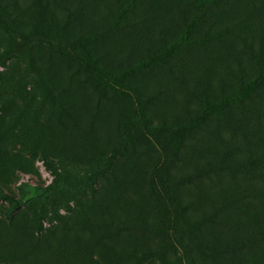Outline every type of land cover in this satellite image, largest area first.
Segmentation results:
<instances>
[{
	"label": "rangeland",
	"instance_id": "rangeland-1",
	"mask_svg": "<svg viewBox=\"0 0 264 264\" xmlns=\"http://www.w3.org/2000/svg\"><path fill=\"white\" fill-rule=\"evenodd\" d=\"M191 1L143 0L130 26L88 42L83 33L117 14L115 0H0L16 29L0 21V189L14 197L0 198V264H264V236L240 237L264 222V184L214 170L220 218L209 219L215 185L181 181L259 149L264 118L251 116L249 140L213 114L205 143L172 144L162 130L203 110L202 91L218 98L253 79V54L264 68V0L211 9L193 36L227 33L169 67L133 70L186 29ZM245 101L264 108V86ZM236 179L245 190L234 197Z\"/></svg>",
	"mask_w": 264,
	"mask_h": 264
},
{
	"label": "trees",
	"instance_id": "trees-1",
	"mask_svg": "<svg viewBox=\"0 0 264 264\" xmlns=\"http://www.w3.org/2000/svg\"><path fill=\"white\" fill-rule=\"evenodd\" d=\"M117 4V14L113 17L110 24L103 27L99 32H86L83 33V37L88 42H95L96 40L108 36L109 33L117 28H123L131 25V21L128 19L136 10H138L143 5V0H115ZM191 5L193 8V13L191 18L186 26V29H183L181 33L176 35L170 43H165L163 50L154 57H150L147 60L139 61L133 68V70H143L145 67L154 64L155 62H160L166 66L167 59L175 55L177 52L182 51L184 48L192 44H201L207 42L211 39L218 37V34H225L229 29H224L218 34H209L206 33L203 37H195L193 34L196 31L197 26L202 23L207 15V13L213 8H219L223 5H228V0H192ZM69 16L65 19L66 23L72 20L71 15L73 12L68 14ZM0 21L7 24V28L10 33L14 32V27L9 22V19L6 16V11L4 10L2 4L0 3ZM14 28V29H13ZM16 30V29H15ZM23 37H29L27 34H23ZM253 64H254V78L248 80L247 82H241L239 88H234L228 94H221L218 98H210L203 91L201 92L200 99L203 101L204 109L195 114H190L187 119L184 121H176L173 124H163L162 130L169 133V141L172 144L177 142H182L184 144H189L191 141H197L205 143V140L210 136L211 132L209 131V126L207 124L208 118L213 114L218 119H221L232 128V134L241 135L242 138L249 140L251 134L253 133V127L250 124L251 116L258 117L259 119L264 118V108L256 106L245 101L246 97L250 93L254 92L259 86H264V68L261 64L259 55H252ZM79 62L85 67V69L95 74L99 77H107L108 72L104 66L100 65L89 56L79 57ZM169 67V66H168ZM171 68V67H170ZM234 110H239L242 120L239 121L234 115ZM229 113V114H228ZM228 114V115H227ZM232 144V143H231ZM256 151L246 152V157H240L238 159L230 158H221L216 165L210 164L201 170L195 172V174H187L183 176L181 181L183 183H189L191 187L196 188L195 181L199 178H207L205 184L210 187L215 185L214 174L212 173L216 169H229L233 174H249L254 182H259L264 184V142L260 144ZM206 161V160H205ZM158 170V169H157ZM206 173V174H205ZM237 180V179H236ZM238 183V185H237ZM236 190L234 197H237L243 194L245 190L244 182L237 180ZM218 186L210 188V191L214 199L211 205L214 206V212L211 214L209 219H218L220 218V207L218 206L215 195H217ZM261 191V190H260ZM254 193L251 190L250 194ZM250 194L246 197L248 200H251ZM264 194V193H263ZM0 198L13 201L14 197L7 194L0 189ZM264 199V196H263ZM188 206L193 207L198 201L197 198L189 197ZM257 207V204H256ZM224 224L222 220L219 224ZM245 232H241L240 237L243 239L241 242L244 244L247 240L252 238H262L264 236V222H261L255 226H252L251 229L247 228ZM246 240V241H245ZM230 249H234L236 245L229 246ZM229 248H226L228 250Z\"/></svg>",
	"mask_w": 264,
	"mask_h": 264
}]
</instances>
